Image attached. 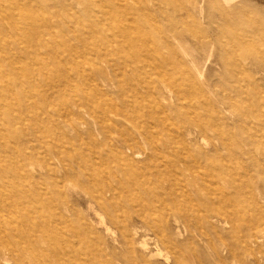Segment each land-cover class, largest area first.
<instances>
[{
  "label": "rangeland",
  "instance_id": "obj_1",
  "mask_svg": "<svg viewBox=\"0 0 264 264\" xmlns=\"http://www.w3.org/2000/svg\"><path fill=\"white\" fill-rule=\"evenodd\" d=\"M0 264H264V0H0Z\"/></svg>",
  "mask_w": 264,
  "mask_h": 264
}]
</instances>
